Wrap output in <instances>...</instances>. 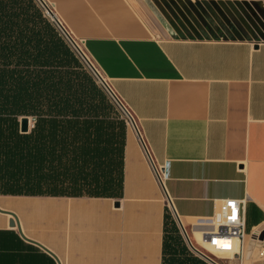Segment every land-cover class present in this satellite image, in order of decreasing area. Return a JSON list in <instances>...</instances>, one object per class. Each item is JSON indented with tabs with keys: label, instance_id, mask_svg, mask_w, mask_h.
I'll return each instance as SVG.
<instances>
[{
	"label": "crops",
	"instance_id": "1",
	"mask_svg": "<svg viewBox=\"0 0 264 264\" xmlns=\"http://www.w3.org/2000/svg\"><path fill=\"white\" fill-rule=\"evenodd\" d=\"M43 1L133 115L162 184L126 126L119 196L0 194V264H264V30L176 36L187 27L142 0ZM225 199L243 202L247 238L222 260L166 224L171 201L190 239Z\"/></svg>",
	"mask_w": 264,
	"mask_h": 264
},
{
	"label": "trees",
	"instance_id": "2",
	"mask_svg": "<svg viewBox=\"0 0 264 264\" xmlns=\"http://www.w3.org/2000/svg\"><path fill=\"white\" fill-rule=\"evenodd\" d=\"M125 128L34 0H0V194L119 196Z\"/></svg>",
	"mask_w": 264,
	"mask_h": 264
},
{
	"label": "rangeland",
	"instance_id": "3",
	"mask_svg": "<svg viewBox=\"0 0 264 264\" xmlns=\"http://www.w3.org/2000/svg\"><path fill=\"white\" fill-rule=\"evenodd\" d=\"M144 5L150 9L155 19L159 21L164 27L170 28L172 25L187 27V30H176L174 35L184 36L192 35L194 37H214L217 35L214 31H219V35L223 37L227 36H256L262 35L264 30V6L261 1L256 0H142ZM37 6L42 10L43 14L54 25V27L60 32V29L54 23V21L48 16L45 9L38 2L34 0ZM202 28L204 30H202ZM211 29H215L212 31ZM63 36V35H62ZM64 37V36H63ZM66 40V38H65ZM67 41V40H66ZM68 42V41H67ZM69 44V42H68ZM70 45V44H69ZM71 46V45H70ZM73 49V48H72ZM80 59V58H79ZM85 68L94 77L98 85L102 88L106 96L114 105L116 112L120 115V118L124 120L126 126L135 131L136 120L131 117L128 111L122 109L116 101L111 97L103 84L94 75L90 68L80 59ZM20 121V120H19ZM33 127V126H32ZM30 125V130H31ZM29 130V131H30ZM167 213L172 223H175L179 228L184 241L189 245L186 236L180 229L178 221L174 216L172 208L167 206ZM189 237V231H185ZM190 246V245H189ZM236 247V246H235ZM236 248H234L235 250ZM233 250V251H234ZM226 249L222 252H217L210 248V252L213 253L216 258H225L231 255ZM222 260V259H221ZM220 260V261H221Z\"/></svg>",
	"mask_w": 264,
	"mask_h": 264
},
{
	"label": "built area",
	"instance_id": "4",
	"mask_svg": "<svg viewBox=\"0 0 264 264\" xmlns=\"http://www.w3.org/2000/svg\"><path fill=\"white\" fill-rule=\"evenodd\" d=\"M54 23L60 29V32L62 33L64 38H66V40L69 42V44L71 45V48H73L76 55L80 59H82L84 61V63H86V65L90 68V70L94 73V75L97 78L99 76L103 80L100 73L97 71V69L92 65V63L86 57L85 53L83 52V50L80 46L79 41L74 40L71 37V35L64 29V27L60 23L59 24L61 25L62 28H60V26L55 21H54ZM104 83L106 84L107 88L109 89L110 93L112 94L113 97L112 96L111 97L113 99L114 98L117 99V101L122 105V107L126 111H128V109L123 105V103L120 101L119 97L114 93V91L110 88V86L105 81H104ZM129 114L131 115L132 118H134L130 112H129ZM135 132L138 135V138L142 144V147H143L144 151L146 152V155L148 156V158L152 164V169H153V173H154L156 180L160 184H162L161 169L156 167L152 163V161L149 157V153L147 151V148H146L145 144L143 143V141L140 137V134L138 132L137 127H135ZM169 203L171 204V201H169ZM170 204H169V206H170ZM241 204L243 205V202L241 203V201H237V200H233V199L221 200L217 205V209H216L214 217L207 219V220H204V222H205L204 227L209 228V229L200 231L201 241L206 243V244L207 243L209 244V243H213V241L215 239H221V240L232 239L236 243V249L234 251H227V252L231 253V255H233V253L238 251L239 248L242 249L244 244H245L247 234H246V230H245L244 217H243V214H241ZM234 215H235V219H232V217ZM257 234L259 235L260 233H257ZM258 235L253 234V237H255V239L258 240V237H259ZM186 240H188V242H189L188 236H187ZM258 241H260V240H258ZM189 245L191 248H193V246L190 244V242H189ZM193 250H195V249L193 248ZM217 252H220V251H217ZM212 255H214V254L212 253Z\"/></svg>",
	"mask_w": 264,
	"mask_h": 264
},
{
	"label": "water",
	"instance_id": "5",
	"mask_svg": "<svg viewBox=\"0 0 264 264\" xmlns=\"http://www.w3.org/2000/svg\"><path fill=\"white\" fill-rule=\"evenodd\" d=\"M256 1H263L264 3V0H256ZM38 2L42 5V7L45 9L46 13L49 15V17L55 21L59 26L60 28L61 25L59 24L58 20L56 19L54 13L50 10V8L48 7V5L43 1V0H38ZM98 79L99 81L103 84V86L106 88V90L110 93L109 89L107 88L106 84L104 83V81L98 76ZM110 95L112 96V94L110 93ZM113 97V96H112ZM114 100L116 101V103L123 109L122 105L117 101V99L114 98ZM30 125L31 127L33 126V122L31 120L30 117H27V116H24V117H21L20 118V125H19V131L20 133L22 134H25V133H28L29 130H30ZM10 225L12 226L13 225V222L10 221ZM178 225L179 227L181 228L182 232L184 233V235L186 236V233H185V230L183 228V226L181 225L180 221H178ZM263 238V233H260L259 235V239H262ZM186 239H187V236H186Z\"/></svg>",
	"mask_w": 264,
	"mask_h": 264
},
{
	"label": "bare ground",
	"instance_id": "6",
	"mask_svg": "<svg viewBox=\"0 0 264 264\" xmlns=\"http://www.w3.org/2000/svg\"><path fill=\"white\" fill-rule=\"evenodd\" d=\"M173 209V207H172ZM188 236V235H187ZM200 231L197 229H195V231L192 233V236L191 238L189 239V242L190 244H197L198 246H201L202 248L205 249V251H208L209 253L210 252V248L214 249V250H217V251H224L226 249H229V251H233L234 248H236V243L234 242V240L232 239H215L213 241V243H204L201 241V238H200ZM192 242V243H191ZM212 254V253H211Z\"/></svg>",
	"mask_w": 264,
	"mask_h": 264
},
{
	"label": "snow or ice",
	"instance_id": "7",
	"mask_svg": "<svg viewBox=\"0 0 264 264\" xmlns=\"http://www.w3.org/2000/svg\"><path fill=\"white\" fill-rule=\"evenodd\" d=\"M232 219H235V215L232 217Z\"/></svg>",
	"mask_w": 264,
	"mask_h": 264
}]
</instances>
